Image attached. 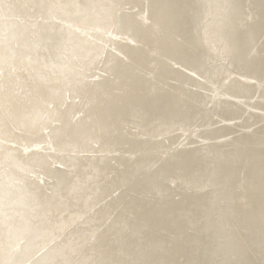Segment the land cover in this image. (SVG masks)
Segmentation results:
<instances>
[{"label":"bare ground","instance_id":"obj_1","mask_svg":"<svg viewBox=\"0 0 264 264\" xmlns=\"http://www.w3.org/2000/svg\"><path fill=\"white\" fill-rule=\"evenodd\" d=\"M0 264H264V0H0Z\"/></svg>","mask_w":264,"mask_h":264},{"label":"rangeland","instance_id":"obj_2","mask_svg":"<svg viewBox=\"0 0 264 264\" xmlns=\"http://www.w3.org/2000/svg\"><path fill=\"white\" fill-rule=\"evenodd\" d=\"M254 37V31L249 29L248 33H247V37H246V45L247 47L249 46L250 40ZM240 60H242V57L240 58ZM145 118V123L149 124V125H156L158 123H160V121H164L167 123H170V108L167 106H161L159 107L153 114L148 115V116H144ZM123 135L127 136V133H123ZM112 173V169H109L107 172V177L110 176ZM105 185L102 188L106 191L107 193V198L109 199L111 196V190H112V183L109 182L108 179H105ZM172 197H169V203L170 201H172ZM185 202V201H184ZM162 219H164L169 225H170V215L168 216H164L162 217ZM107 220V213L105 212V214L102 217V222H105ZM99 248L103 249V254L106 252V248L102 247V245H99Z\"/></svg>","mask_w":264,"mask_h":264}]
</instances>
